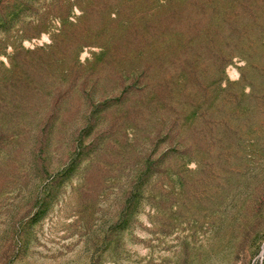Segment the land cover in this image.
I'll use <instances>...</instances> for the list:
<instances>
[{"label": "rangeland", "instance_id": "obj_1", "mask_svg": "<svg viewBox=\"0 0 264 264\" xmlns=\"http://www.w3.org/2000/svg\"><path fill=\"white\" fill-rule=\"evenodd\" d=\"M0 264H264V0H0Z\"/></svg>", "mask_w": 264, "mask_h": 264}]
</instances>
